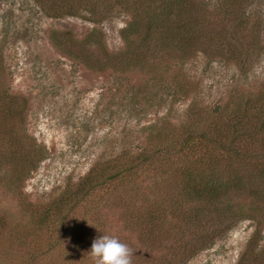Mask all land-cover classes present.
<instances>
[{
	"label": "rangeland",
	"instance_id": "374dc122",
	"mask_svg": "<svg viewBox=\"0 0 264 264\" xmlns=\"http://www.w3.org/2000/svg\"><path fill=\"white\" fill-rule=\"evenodd\" d=\"M56 1L0 0V93L25 101L22 120H14L8 133V140L16 138V158L0 149V218L5 224L0 230V264H22L29 256L39 257L37 264H97L88 251L103 235L127 244L133 250L132 264H235L253 231L252 222L242 220L218 233L223 223L215 219L216 205L187 198L182 191L181 168L193 166L183 159L95 191L61 231L53 227L37 233L22 202L51 201L96 162L129 159L140 150L153 152L157 137L145 138L138 131L168 109L175 119L190 100L212 108L225 105L230 97L256 94L264 86V28L252 39L251 34L241 38L242 48L253 58L241 72L217 47L221 40L226 54V38L233 36L223 18L228 11L225 0H193L210 41L195 44L187 56L162 50L149 69L121 75L116 67L121 60L114 53L122 52L119 32L129 14L119 7L107 12L97 0H85L91 13L55 18L47 11ZM244 16L249 17L245 32L256 18L264 21V0L247 2ZM100 39L105 48L101 56L89 52L93 58L87 60V53V63L82 62L81 50L88 51L85 41ZM155 39L154 34L149 37ZM195 39L192 35L188 44ZM134 45L137 54L147 53ZM258 48L260 54L251 57ZM99 59L114 69H95L92 62ZM30 142L38 152L34 168L17 184L13 166L24 154L30 156L26 147L20 148ZM224 165L220 162L218 171H224ZM233 170L241 178L247 172L243 167ZM243 181L235 193H226L233 211L248 207L250 187ZM257 207L262 208L260 203ZM16 231L21 239H16ZM33 235L38 243L29 240ZM55 240H60L59 247L46 249ZM28 243L39 246L30 249Z\"/></svg>",
	"mask_w": 264,
	"mask_h": 264
},
{
	"label": "trees",
	"instance_id": "16d2710c",
	"mask_svg": "<svg viewBox=\"0 0 264 264\" xmlns=\"http://www.w3.org/2000/svg\"><path fill=\"white\" fill-rule=\"evenodd\" d=\"M77 1L58 0L48 8L47 13L55 18L76 16L79 11L91 13L83 4L85 0H81L83 6H79ZM249 1H224L223 8L228 11L223 18L233 36L226 38L228 45L226 54L221 46L222 41L219 40L217 44L225 60L234 63L241 72L246 70L248 62L253 61V58L248 57V52L242 48L241 38L251 34L252 39L259 29L264 28V21L256 18L245 32L249 17L244 16V5ZM97 2L104 4L107 12L119 7L129 14V21L119 32L123 43L122 52L114 53L116 58L121 60L116 63L121 75L130 71L140 74L145 69H149L162 50L167 53L171 50L178 51L179 56H187L190 48L195 44L205 45L210 41V37L207 36L208 30L201 19L204 16L202 12L194 9L193 0H97ZM152 34L156 39L149 41ZM192 35L196 39L192 44H188ZM85 43L88 51L81 50L80 57L84 59L82 62L87 63L85 62L87 53V60L93 58L90 57L89 52L101 56L104 48L101 39L97 42L89 40ZM135 43L147 53L137 54L134 51ZM260 51L258 48L255 53L251 52V57L258 56ZM110 55L107 54L106 59H109ZM97 61L92 63L100 72L114 69L112 65L108 66V60ZM24 104L22 98L0 93V128H3L0 129V141H3L0 142V149H5L15 158L16 138L10 136L8 140V133L14 129L12 124L14 120L16 121L17 118L18 121L22 120ZM195 106L198 108L196 109ZM138 132L145 138L153 139V135L157 137L155 140L159 142L156 143L153 152L140 150L129 159L118 156L109 162H96L82 178L74 184L66 185L51 201L37 205L23 201L22 205L37 233L46 234L53 231V227L61 231L72 221L77 209L92 198L95 191L107 187L114 181L134 175L141 170L154 171L157 170L155 168H158V165L163 166L170 161L176 163L174 161L183 159L186 163L192 162L193 166L187 165L181 168L182 191L187 198L194 196L197 202L202 200V203L206 202L212 207L216 205L214 209L212 208L215 219L223 223L218 233L223 234L242 220L252 222L253 231L235 264H264L262 231L264 228V86L254 95L230 97L225 105H216L212 108H205L196 100H190L186 109L175 119L171 109H168L166 114L154 124L142 127ZM24 147L27 148L30 156L33 154V159L24 154L19 158L18 166H13L14 169L16 168L17 184H20L33 170V160L38 153L31 142L20 144V148ZM220 162L225 163L224 171H218ZM239 167L247 170L245 177L241 178L238 173L232 172ZM1 173L0 171V176ZM244 178L245 181L242 180ZM242 181L247 182L250 187L248 207L245 212L236 208H234L236 211H233V206H228L231 199L227 195L235 193L236 186ZM258 203L261 204V209H258ZM1 221L0 218V230L1 226L5 225L3 221L1 225ZM21 237L23 236L16 231V239ZM37 239V235L29 238L30 241L38 243ZM16 243L19 245V242ZM37 243L31 245L28 243L30 249H36L39 246ZM59 245L60 240H55L46 249L53 250ZM38 259L39 257L29 256L26 258L27 262L22 264H37Z\"/></svg>",
	"mask_w": 264,
	"mask_h": 264
},
{
	"label": "clouds",
	"instance_id": "9594fccd",
	"mask_svg": "<svg viewBox=\"0 0 264 264\" xmlns=\"http://www.w3.org/2000/svg\"><path fill=\"white\" fill-rule=\"evenodd\" d=\"M88 252L97 264H132L133 250L113 236H97Z\"/></svg>",
	"mask_w": 264,
	"mask_h": 264
}]
</instances>
